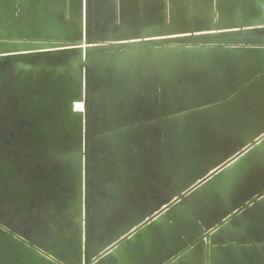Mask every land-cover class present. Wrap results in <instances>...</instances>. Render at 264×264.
Segmentation results:
<instances>
[{"label":"water","instance_id":"95a60500","mask_svg":"<svg viewBox=\"0 0 264 264\" xmlns=\"http://www.w3.org/2000/svg\"><path fill=\"white\" fill-rule=\"evenodd\" d=\"M0 264H264V0H0Z\"/></svg>","mask_w":264,"mask_h":264}]
</instances>
